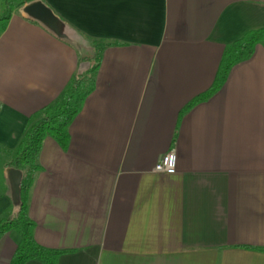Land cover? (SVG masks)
Here are the masks:
<instances>
[{
	"label": "crops",
	"instance_id": "1",
	"mask_svg": "<svg viewBox=\"0 0 264 264\" xmlns=\"http://www.w3.org/2000/svg\"><path fill=\"white\" fill-rule=\"evenodd\" d=\"M77 34L15 11L0 35V220L20 207L10 166L28 126L106 43L63 149L45 139L30 193L57 264H264V39L211 88L227 46L264 29V0H42ZM177 156L174 175L156 165ZM17 231L0 239L11 264ZM26 264H42L33 260Z\"/></svg>",
	"mask_w": 264,
	"mask_h": 264
},
{
	"label": "trees",
	"instance_id": "2",
	"mask_svg": "<svg viewBox=\"0 0 264 264\" xmlns=\"http://www.w3.org/2000/svg\"><path fill=\"white\" fill-rule=\"evenodd\" d=\"M38 0H0V35L6 30L16 10ZM264 39V29L248 32L241 39L227 46L214 84L204 94L194 98L183 110L182 115L194 106L208 100L225 84L232 68L251 59L256 46ZM90 57L83 58L87 69L78 72L64 90L61 98L43 109L41 118L31 123L10 159V166L23 171L20 183V207L15 217L0 220V239L14 230L21 237L11 264H26L39 261L42 264H57L64 251L49 249L35 240L36 224L29 216V200L35 174L40 170L38 158L46 138L54 139L63 149L70 142L69 129L80 114L86 99L93 93L96 74L106 43L90 40ZM264 251V248H260Z\"/></svg>",
	"mask_w": 264,
	"mask_h": 264
},
{
	"label": "water",
	"instance_id": "3",
	"mask_svg": "<svg viewBox=\"0 0 264 264\" xmlns=\"http://www.w3.org/2000/svg\"><path fill=\"white\" fill-rule=\"evenodd\" d=\"M22 12L28 18L41 24L58 39L78 44L77 34L42 0L25 5L22 7Z\"/></svg>",
	"mask_w": 264,
	"mask_h": 264
},
{
	"label": "built area",
	"instance_id": "4",
	"mask_svg": "<svg viewBox=\"0 0 264 264\" xmlns=\"http://www.w3.org/2000/svg\"><path fill=\"white\" fill-rule=\"evenodd\" d=\"M177 170V156L174 151L167 153L156 165L154 171L159 174L174 175Z\"/></svg>",
	"mask_w": 264,
	"mask_h": 264
},
{
	"label": "rangeland",
	"instance_id": "5",
	"mask_svg": "<svg viewBox=\"0 0 264 264\" xmlns=\"http://www.w3.org/2000/svg\"><path fill=\"white\" fill-rule=\"evenodd\" d=\"M1 6H2V5H1V2H0V10L2 11V8H1Z\"/></svg>",
	"mask_w": 264,
	"mask_h": 264
}]
</instances>
